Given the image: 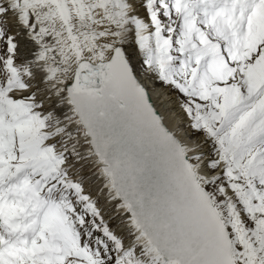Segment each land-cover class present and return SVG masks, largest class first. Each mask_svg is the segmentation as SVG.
Wrapping results in <instances>:
<instances>
[{"label": "snow or ice", "instance_id": "1", "mask_svg": "<svg viewBox=\"0 0 264 264\" xmlns=\"http://www.w3.org/2000/svg\"><path fill=\"white\" fill-rule=\"evenodd\" d=\"M0 264H264V0H0Z\"/></svg>", "mask_w": 264, "mask_h": 264}, {"label": "water", "instance_id": "2", "mask_svg": "<svg viewBox=\"0 0 264 264\" xmlns=\"http://www.w3.org/2000/svg\"><path fill=\"white\" fill-rule=\"evenodd\" d=\"M120 160L123 162L125 166L127 165H134L137 159L136 154L134 151H130L128 145H122L120 147V151L118 153ZM164 161L163 157L160 158V168L163 169ZM133 171L135 169L133 168Z\"/></svg>", "mask_w": 264, "mask_h": 264}, {"label": "bare ground", "instance_id": "3", "mask_svg": "<svg viewBox=\"0 0 264 264\" xmlns=\"http://www.w3.org/2000/svg\"><path fill=\"white\" fill-rule=\"evenodd\" d=\"M155 98L156 97L154 95V99ZM157 107L160 109L162 115L165 116V122L167 123L168 127L170 129H172L173 131H175L176 128L178 127L179 123H180V120L177 119L174 114L170 115L169 113H167L165 111V107H162L161 106L159 100H157ZM74 127H75V125H74ZM81 139H83V135L82 134H81ZM84 147H86V146H84ZM91 167L94 168V165H92ZM95 183H96L97 187H99L103 183V181L102 180H99V179H96Z\"/></svg>", "mask_w": 264, "mask_h": 264}]
</instances>
